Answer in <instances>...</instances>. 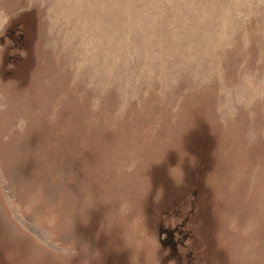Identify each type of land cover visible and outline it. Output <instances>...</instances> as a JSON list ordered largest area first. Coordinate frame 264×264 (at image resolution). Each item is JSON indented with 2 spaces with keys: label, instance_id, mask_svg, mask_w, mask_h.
<instances>
[{
  "label": "rangeland",
  "instance_id": "obj_1",
  "mask_svg": "<svg viewBox=\"0 0 264 264\" xmlns=\"http://www.w3.org/2000/svg\"><path fill=\"white\" fill-rule=\"evenodd\" d=\"M15 20L0 264H264V0H0Z\"/></svg>",
  "mask_w": 264,
  "mask_h": 264
},
{
  "label": "flooded vegetation",
  "instance_id": "obj_2",
  "mask_svg": "<svg viewBox=\"0 0 264 264\" xmlns=\"http://www.w3.org/2000/svg\"><path fill=\"white\" fill-rule=\"evenodd\" d=\"M19 20H15L11 23H5L4 26L1 27L0 30V44H4V38H8L11 42L16 45L18 39H22L25 36V31H23V26L18 25ZM32 37L35 36V28L34 23L31 25ZM35 37H38V33ZM20 43V42H19ZM20 47V44L16 45ZM161 239L162 242H169L172 245V248L177 250L178 242L175 239L176 229L175 228H161ZM165 234V236H162Z\"/></svg>",
  "mask_w": 264,
  "mask_h": 264
},
{
  "label": "crops",
  "instance_id": "obj_3",
  "mask_svg": "<svg viewBox=\"0 0 264 264\" xmlns=\"http://www.w3.org/2000/svg\"><path fill=\"white\" fill-rule=\"evenodd\" d=\"M0 30H1V27H0Z\"/></svg>",
  "mask_w": 264,
  "mask_h": 264
}]
</instances>
